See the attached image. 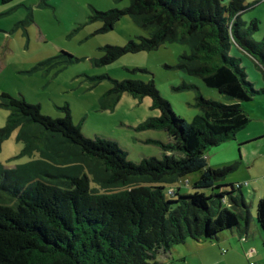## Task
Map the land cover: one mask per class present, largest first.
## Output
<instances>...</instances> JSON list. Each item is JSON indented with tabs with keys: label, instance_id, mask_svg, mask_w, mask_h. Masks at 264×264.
<instances>
[{
	"label": "trees",
	"instance_id": "16d2710c",
	"mask_svg": "<svg viewBox=\"0 0 264 264\" xmlns=\"http://www.w3.org/2000/svg\"><path fill=\"white\" fill-rule=\"evenodd\" d=\"M128 1L124 9L92 8L90 20L102 23L99 32H105L128 16L147 36L102 47L99 65L181 43L189 53L179 57L177 68L231 103L199 96L201 114L187 124L153 81L110 79L105 98L111 106L123 94L149 98L160 115L136 130L163 131L170 141L152 142L162 149L160 159L134 164L116 142L84 137L67 106L60 108L63 118L53 119L21 96L0 94V107L9 111L0 143L17 130L16 140L24 146L20 156L28 158L11 169L0 165V264H161L159 258L187 238L211 241L248 223L242 186L218 185L235 167L212 169L205 158L209 147L233 140L249 124L245 104L264 97V88H256L247 71L253 66L264 81V40L253 42L255 22L243 28L240 18L247 7L243 0ZM73 61L61 53L30 72L48 73ZM191 174H198L192 193L167 188ZM255 221L264 233V197L256 204Z\"/></svg>",
	"mask_w": 264,
	"mask_h": 264
},
{
	"label": "rangeland",
	"instance_id": "374dc122",
	"mask_svg": "<svg viewBox=\"0 0 264 264\" xmlns=\"http://www.w3.org/2000/svg\"><path fill=\"white\" fill-rule=\"evenodd\" d=\"M227 4L228 0H221ZM128 0H0V94L21 96L27 103L37 104L41 114L53 119L63 118L60 110L67 106L72 122L80 125L84 137H96L116 142L136 164L144 158L160 159L163 152L158 144L170 143L163 131H137L136 128L150 118L159 117V111L151 108L147 97L138 100L123 94L112 107L106 92L111 88L110 79L116 81H153L160 96L174 115L187 124L201 111L197 98L222 104L231 101L216 90L206 87L196 76H189L177 68L180 56L189 53L181 43H166L157 49L135 54H125L109 65H99L102 47L123 46L136 37L147 36V31L137 26L130 17H122L111 30L99 32L102 23L91 21V9L108 11L128 7ZM240 18L243 28L256 30L250 39L264 40V0H243ZM25 22L24 25H21ZM70 54L74 61L45 73L30 72L39 63L60 55ZM247 64L251 66L248 61ZM250 79L257 72L248 67ZM250 122L233 140L209 147L205 153L212 169L235 167L218 182L227 190L229 184L241 192L251 206L253 190L264 186V100L245 104ZM9 111L0 107V130L7 124ZM17 130L0 143V165L4 169L25 164L28 158L20 156L23 144L16 140ZM261 141L240 150V143L248 137ZM198 174H191L167 188L180 194L192 193V184ZM219 191V190H217ZM238 193V192H237ZM254 215V212H253ZM208 244L187 238L184 244L174 246L161 264H217L208 258ZM246 264V263H245Z\"/></svg>",
	"mask_w": 264,
	"mask_h": 264
},
{
	"label": "crops",
	"instance_id": "0c3cea01",
	"mask_svg": "<svg viewBox=\"0 0 264 264\" xmlns=\"http://www.w3.org/2000/svg\"><path fill=\"white\" fill-rule=\"evenodd\" d=\"M251 73L255 74L256 77L251 79L255 87L264 88V81L260 73L258 71ZM260 99L264 100V97H259L255 100ZM260 141L261 138L248 137L240 143L243 144L241 149L248 148L247 152H250L249 148L257 145ZM251 190L248 223L242 222L241 226L221 233L216 239L202 242L208 244L205 245L208 246L205 250L211 253L208 258L214 261L217 260V264H264V233L259 229L255 221V207L257 202L264 197V186H259L257 190H253L252 185Z\"/></svg>",
	"mask_w": 264,
	"mask_h": 264
}]
</instances>
